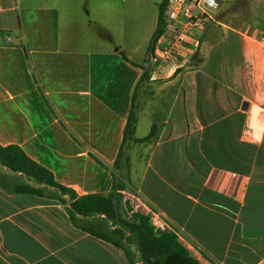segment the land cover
<instances>
[{
	"label": "crops",
	"instance_id": "0c3cea01",
	"mask_svg": "<svg viewBox=\"0 0 264 264\" xmlns=\"http://www.w3.org/2000/svg\"><path fill=\"white\" fill-rule=\"evenodd\" d=\"M161 2L0 0V144L125 219L138 195L200 264H264V0L222 2L174 67L149 60ZM20 175L0 169V264H143Z\"/></svg>",
	"mask_w": 264,
	"mask_h": 264
},
{
	"label": "trees",
	"instance_id": "16d2710c",
	"mask_svg": "<svg viewBox=\"0 0 264 264\" xmlns=\"http://www.w3.org/2000/svg\"><path fill=\"white\" fill-rule=\"evenodd\" d=\"M168 0H162L159 4V23L153 35L150 44V53L154 49L155 43L164 30V10ZM150 68L145 66L139 84L150 79ZM135 128L134 115L131 116L126 133H132ZM157 127L153 126L150 134L140 140H150L156 134ZM7 167L12 172L22 173L27 179H35L39 184L45 186L57 187L62 191L70 192L75 200L70 204L69 213L73 220L76 215L83 216L92 215L94 213L105 214L107 220H116L117 227L108 231L109 233L102 234L94 229L91 231L94 234L102 235L108 240H112L117 246L125 249L130 257V252L124 242L128 241V233L134 234L137 240V249L145 264H165L166 258L171 254H180L192 258L197 264H200L194 259L188 249L183 246L176 235L171 231L162 232L157 235L154 228L150 224L148 215L140 213L136 220H127L123 218L115 201V193L109 195L91 194L77 197L76 193L60 184H58L51 171L44 166L32 160L19 145H1L0 144V168ZM19 191L37 192L42 190L31 185H21L17 188ZM104 226V223L100 224ZM134 263V261L131 259Z\"/></svg>",
	"mask_w": 264,
	"mask_h": 264
},
{
	"label": "built area",
	"instance_id": "2783aa9c",
	"mask_svg": "<svg viewBox=\"0 0 264 264\" xmlns=\"http://www.w3.org/2000/svg\"><path fill=\"white\" fill-rule=\"evenodd\" d=\"M21 1V0H18ZM222 0H168L164 10V30L158 37L149 58L156 64H180L179 58L193 44L195 34L203 31L216 19ZM11 40V37H8ZM264 42V36L260 38ZM136 208L148 215L156 232L169 231V223L163 213L148 205L138 195L134 197Z\"/></svg>",
	"mask_w": 264,
	"mask_h": 264
},
{
	"label": "rangeland",
	"instance_id": "374dc122",
	"mask_svg": "<svg viewBox=\"0 0 264 264\" xmlns=\"http://www.w3.org/2000/svg\"><path fill=\"white\" fill-rule=\"evenodd\" d=\"M162 0H151V4H150V8H151V19L153 18V16H157V14H158V6L156 5V3L158 2H161ZM247 0H242V5H244V3L246 2ZM222 2H224V3H226V2H228V0H223ZM149 60H150V58H149ZM1 169V168H0ZM14 174H17V172H13ZM22 178H24V179H27L23 174L22 175H20ZM94 214H96V213H94ZM98 214V213H97ZM96 214V215H97ZM127 220H131V219H127ZM108 221H111V220H107V222ZM112 223H110L109 222V226H112L113 225V223H114V225H116L113 229H115L116 227H117V221L116 220H112L111 221ZM108 224V223H107ZM156 232V231H155ZM157 233V235H160L162 232H156ZM124 242V244H125V246L127 247V249H129V251H131L132 250V246H134V247H137V240L135 239V237H134V234H132L131 233V236L128 238V241L127 242H125V241H123ZM138 259H140L142 262H143V264H145V262L142 260V258H141V255H140V258H138Z\"/></svg>",
	"mask_w": 264,
	"mask_h": 264
},
{
	"label": "water",
	"instance_id": "95a60500",
	"mask_svg": "<svg viewBox=\"0 0 264 264\" xmlns=\"http://www.w3.org/2000/svg\"><path fill=\"white\" fill-rule=\"evenodd\" d=\"M165 264H197V263L190 257L180 254H171L166 258Z\"/></svg>",
	"mask_w": 264,
	"mask_h": 264
}]
</instances>
